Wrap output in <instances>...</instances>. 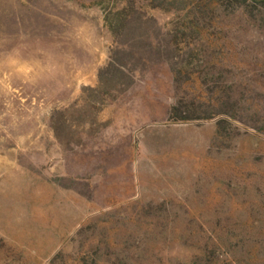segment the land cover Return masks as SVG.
<instances>
[{
	"label": "rangeland",
	"instance_id": "374dc122",
	"mask_svg": "<svg viewBox=\"0 0 264 264\" xmlns=\"http://www.w3.org/2000/svg\"><path fill=\"white\" fill-rule=\"evenodd\" d=\"M0 264H264V3L0 0Z\"/></svg>",
	"mask_w": 264,
	"mask_h": 264
},
{
	"label": "trees",
	"instance_id": "16d2710c",
	"mask_svg": "<svg viewBox=\"0 0 264 264\" xmlns=\"http://www.w3.org/2000/svg\"><path fill=\"white\" fill-rule=\"evenodd\" d=\"M254 2H261L264 3V0H252ZM105 21L108 27L112 30L114 34H119L121 31V28L124 26V21L127 20L125 13V9H115V6H113L109 11H105ZM178 47V44H177ZM164 56V55H163ZM168 58V57H163ZM176 58V57H175ZM169 60V59H167ZM172 67L174 70V73L176 74L175 80L176 83L179 82L180 76L182 73V70L179 66V63L175 61V59H172ZM123 67V66H122ZM203 84H207V80H202ZM182 103L181 100H176L171 104L169 114H168V122L171 123H177V122H185L190 120H200V119H209V118H215L218 114L211 113L209 115L206 114H200L197 113V111H187L182 109L179 104ZM192 104H195V101L192 102ZM220 114V113H219ZM227 114V113H222Z\"/></svg>",
	"mask_w": 264,
	"mask_h": 264
},
{
	"label": "crops",
	"instance_id": "0c3cea01",
	"mask_svg": "<svg viewBox=\"0 0 264 264\" xmlns=\"http://www.w3.org/2000/svg\"><path fill=\"white\" fill-rule=\"evenodd\" d=\"M139 82V81H138ZM141 83H143L141 80H140V84L139 85H141ZM123 94V96L125 97V98H130V97H132V98H134V97H136L137 95V92L136 91H134V90H127V91H125L124 93H122ZM123 102V103H122ZM121 103L122 104H124V105H129V104H131L132 102H133V100H127V101H122ZM134 105V104H133ZM132 105V106H133ZM170 107H171V100H169V101H167V102H163L162 104H161V109L158 111V115H159V120H162V121H164V120H167L168 119V114H169V110H170ZM146 114H148V116H150V119H148V121L150 120L151 122L153 121V119H154V117H155V109H154V107H153V104L150 102V104L149 103H147V111H146ZM147 121V120H146ZM147 124V123H146ZM145 130L146 129H144L143 130V132H145ZM128 143H130V141L128 142ZM113 199H114V197H113Z\"/></svg>",
	"mask_w": 264,
	"mask_h": 264
}]
</instances>
